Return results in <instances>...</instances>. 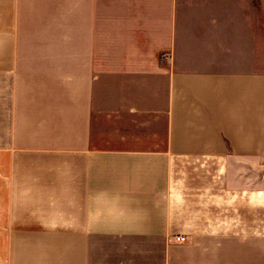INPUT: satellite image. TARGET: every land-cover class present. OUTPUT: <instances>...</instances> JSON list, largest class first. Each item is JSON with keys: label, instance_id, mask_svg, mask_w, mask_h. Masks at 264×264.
Listing matches in <instances>:
<instances>
[{"label": "crops", "instance_id": "0c3cea01", "mask_svg": "<svg viewBox=\"0 0 264 264\" xmlns=\"http://www.w3.org/2000/svg\"><path fill=\"white\" fill-rule=\"evenodd\" d=\"M250 195L264 0H0V264H264Z\"/></svg>", "mask_w": 264, "mask_h": 264}, {"label": "rangeland", "instance_id": "374dc122", "mask_svg": "<svg viewBox=\"0 0 264 264\" xmlns=\"http://www.w3.org/2000/svg\"><path fill=\"white\" fill-rule=\"evenodd\" d=\"M250 195V235L257 237L250 240V247L264 252V239H259L264 232V206H254L255 200Z\"/></svg>", "mask_w": 264, "mask_h": 264}, {"label": "built area", "instance_id": "2783aa9c", "mask_svg": "<svg viewBox=\"0 0 264 264\" xmlns=\"http://www.w3.org/2000/svg\"><path fill=\"white\" fill-rule=\"evenodd\" d=\"M175 242L176 243H184L185 242V238H183V237H176L175 238Z\"/></svg>", "mask_w": 264, "mask_h": 264}]
</instances>
